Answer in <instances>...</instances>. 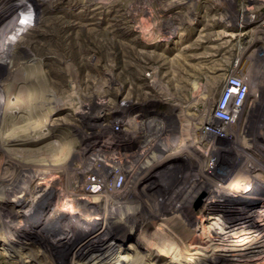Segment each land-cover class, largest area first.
Listing matches in <instances>:
<instances>
[{
	"label": "rangeland",
	"instance_id": "rangeland-1",
	"mask_svg": "<svg viewBox=\"0 0 264 264\" xmlns=\"http://www.w3.org/2000/svg\"><path fill=\"white\" fill-rule=\"evenodd\" d=\"M8 1L14 4L23 0ZM29 2L23 7L28 13L25 17L34 19L14 49L19 56L41 62L43 73L32 80L40 89L35 86L15 91L33 94V101L21 110L0 112L2 130L15 132L12 139L0 137V182L25 176V194L33 196L36 183L44 180L43 187H55V196L45 211L61 200L80 203L78 198L84 196L91 200L89 209L98 203L100 208L94 212L104 216L112 207L106 200L121 201L109 196L101 202L98 195L86 191L90 184L85 172L97 161L102 143L101 134L92 132L88 122L103 110H115L123 103H158L168 108L166 111L176 115V136L192 138L197 147L171 156L155 153V159L146 157L132 165V171L140 173L148 162H157V176L145 186L141 182L129 203L113 204L120 216L106 222V237L152 250L154 241L142 238L136 244V239L171 230L179 216L173 212V204L193 202L198 213L203 204L216 198L215 189L224 181L250 175L264 182V0ZM1 8L3 13L13 9L8 2ZM240 21L244 22L241 26ZM173 29H177L174 34ZM230 73L242 76L249 83V91L239 117L225 125L216 122L213 111ZM3 76L9 81L27 77L17 68L4 69ZM16 114L29 119L24 121ZM44 114H50L45 129L28 133V122ZM113 137L108 152L122 153L137 146L125 134ZM57 156L61 163L52 166ZM105 157L109 164L121 163L112 154ZM120 170L119 166L115 173ZM207 175H213L214 181L207 180ZM205 184L208 187L200 194ZM75 187L83 194L76 196ZM58 195L64 197L59 199ZM15 198L11 195L7 207L15 205ZM19 218L13 223L18 224ZM70 231L77 237L85 234L75 227ZM8 232L7 227L0 229V238ZM68 247L65 253L55 252L44 238L30 234L23 250L28 253L22 259L27 264H97L79 259L80 243ZM30 253L38 258L31 261ZM120 254L123 256L122 251L114 252L111 260L118 261ZM246 258L220 264H264V246ZM0 264L24 263L0 249Z\"/></svg>",
	"mask_w": 264,
	"mask_h": 264
},
{
	"label": "bare ground",
	"instance_id": "bare-ground-1",
	"mask_svg": "<svg viewBox=\"0 0 264 264\" xmlns=\"http://www.w3.org/2000/svg\"><path fill=\"white\" fill-rule=\"evenodd\" d=\"M24 1L13 4L8 0H0V112L20 109L24 104L33 101V94H23L21 91L20 93L15 91L16 89L35 87L36 85L33 83L36 81L35 78L40 77L43 73L41 62L39 63L32 58L19 56L14 49L15 44L21 39V34L28 32L27 29L30 28V24L34 19L32 16L25 17L28 13L25 14L26 11H24L23 7L30 2L28 0L27 3L26 0L24 3ZM5 2L12 5V11L1 12V7ZM84 11H88V9ZM30 13L33 16L35 15L31 11ZM89 13L93 15L96 14V11L90 10ZM242 23L244 22L240 21V26ZM176 30L173 29L171 33L174 34ZM155 41L152 40L151 43H155ZM14 68H17V71L23 70L27 77L23 81L5 80L3 78V70ZM33 79L34 81H32ZM44 81L40 82L45 84ZM36 87L39 88L40 86ZM41 88L43 89V87ZM40 91L42 92V90ZM119 108L121 107H118L117 110ZM18 114H16L17 117L22 118L24 121L29 119L26 115L18 116ZM48 116L44 114V116H39L38 119L32 122H28V127H25L26 131L28 133L43 131L47 124H49ZM102 116H104L103 113L97 115L93 121L88 122L89 127H92L90 128L91 131L93 130L92 132L98 135L101 134L100 139L102 143L100 148L97 149L98 156L108 151L107 147L110 145L108 143L112 139L111 133H104L99 130L100 127H103ZM215 120L226 125L218 117H215ZM122 121V117L116 115V118L108 121L106 126L108 129L116 125L121 127L123 126ZM128 123L133 129L138 127V122L135 120H131ZM168 124H175L177 126L172 121ZM224 124H221L222 128H224ZM1 127H3V124ZM1 127L0 137L12 139L15 136V132L5 133ZM160 139L162 138H158L159 141L154 142L156 143V148L154 147L155 151L160 153V157L171 156L178 151H186L190 147H197L193 143L194 141L191 140L192 138L186 136H175L170 139L167 138L165 141ZM147 142L153 143V139L147 138ZM106 144L107 146H105ZM149 150L147 144L144 150L137 153L110 152L114 158L121 159V163L114 161V164L102 165L99 168L94 165L85 172H88V185L90 184V189L86 190L88 193L98 195L101 202L103 201V197L114 196L115 198H120L121 202L109 203V200H106V204H112L110 205L112 207L110 210L108 208L104 216L101 213L94 212V210L100 208L98 203V205H91L90 210L88 205L91 200L87 201V198L84 196L78 198L81 201L80 203L71 200H64L62 202L61 200L59 203H56L54 208H48L45 211L47 204L55 196V187H43L44 180L36 183L33 189V196L25 194L27 192L25 176L17 179H8L6 183L1 181L0 229L7 227L9 232L3 234L2 238H0V249L12 257H17L22 263L27 264L25 263L26 260L22 259V255L28 253L23 250L25 249L26 240H28L30 234H33L34 236L44 238L50 245V248L59 253H65L71 244L80 243L83 248L77 251L78 256H80L79 259L97 264L234 263L240 261V258L247 259L246 257H249L251 253L261 250V247L264 246V182L256 176L250 175H240L220 183L215 189L214 194H216V198L208 199L209 201L199 208L198 213H196L193 202L185 200L184 202L173 204V212L179 213V216L175 218L178 220L175 225L172 223L171 230L165 233L143 235L136 239V244L142 238L154 241L156 246L152 250L137 249V245L131 247L132 244L126 245L122 241L106 237L107 226L104 225L107 221L120 216V212L113 208V204L129 203L131 195L136 189L140 188L141 182L145 186L154 176H157L158 171L156 167L158 164L152 163L146 170L144 169L140 173L133 172L131 169L132 165H135V161ZM100 159L98 157L96 163H104L106 161ZM127 161L130 162V165L123 164ZM60 163L61 157L57 156L54 158L52 166L59 165ZM119 166L129 177V180L126 181L122 188L116 185V179L113 180L112 185L109 184V179L113 177L116 168ZM213 177V175H207V180L214 181ZM45 178L42 177L41 179ZM202 184H204L203 180ZM207 187L205 184L199 193L201 194ZM75 189L73 192L76 196L83 194L82 189H78L77 187ZM195 189L196 187L192 188V190ZM11 195L16 196L13 199L15 205L9 208L6 201L9 200ZM61 197L64 196L58 195L59 199ZM86 215H89L90 218H87ZM18 217H20L19 223H13V219L15 220ZM71 227L77 228L81 231V234L85 233L83 234L84 236L77 237L75 234L70 235ZM235 236L238 238L231 242V239ZM146 239H143L144 242ZM229 240L230 242H228ZM116 251H122L123 256L120 254V258L117 259L118 261L114 260L113 262L110 255ZM27 256L31 261L38 258V255L31 253L27 254Z\"/></svg>",
	"mask_w": 264,
	"mask_h": 264
},
{
	"label": "built area",
	"instance_id": "built-area-1",
	"mask_svg": "<svg viewBox=\"0 0 264 264\" xmlns=\"http://www.w3.org/2000/svg\"><path fill=\"white\" fill-rule=\"evenodd\" d=\"M248 91L249 83L242 76L236 73H230L226 78L224 89L222 90L219 99L216 101L213 116L218 117L227 125L234 122L241 113L240 111ZM136 104L123 103L122 106H119L121 107L119 110H117L118 108H114L115 110L108 112L103 110L104 116H102L103 119H101V121H103V127H100L101 131H105L104 133H111L112 139L114 138L113 136L118 137L119 135L122 136L125 134L130 139L128 140L129 142L133 140L137 142L136 147L130 148L129 151L122 152L124 154L141 152V150H144L145 146L148 144V148L150 150L145 155L141 156L137 161H135V164L143 158L148 157L155 159L156 154L160 155L159 152L155 151L156 143H154L155 141H159L158 138H162L160 140L165 141L167 138L170 139L176 136L175 124H168L170 121L176 123V115L169 110L166 111L168 108H162V105H159L158 103L152 105H139V103L138 105ZM113 114L114 116H112ZM116 115H120L122 117L123 126L120 127L116 125L108 129L106 124L108 121H112L114 118H116ZM131 120L138 122L137 128L133 129L132 126L129 125L128 122H131ZM204 129V132L208 130L207 127ZM147 138L153 139V143H148ZM107 154L110 155L112 153L108 151L103 153L101 156H99V158H101L100 160L105 161L104 158H107L105 157ZM107 160L108 159H106L104 163H98H100V166L109 164ZM129 163L128 161L125 162V165H130ZM152 163L155 165L159 164L153 161L148 162L144 169L146 170ZM95 164L97 163L95 162L94 165ZM113 176L114 177L109 179V184L112 185L113 180L116 179V185L119 188H122L125 185L128 178L127 174L122 169L119 173H114Z\"/></svg>",
	"mask_w": 264,
	"mask_h": 264
},
{
	"label": "trees",
	"instance_id": "trees-1",
	"mask_svg": "<svg viewBox=\"0 0 264 264\" xmlns=\"http://www.w3.org/2000/svg\"><path fill=\"white\" fill-rule=\"evenodd\" d=\"M212 195V193H210L209 195H208V197H207V200L209 199V197Z\"/></svg>",
	"mask_w": 264,
	"mask_h": 264
}]
</instances>
